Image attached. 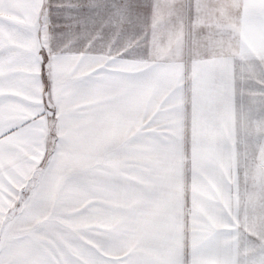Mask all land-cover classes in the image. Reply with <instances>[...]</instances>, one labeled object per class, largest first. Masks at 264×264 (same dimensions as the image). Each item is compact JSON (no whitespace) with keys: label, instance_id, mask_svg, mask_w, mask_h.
<instances>
[{"label":"snow or ice","instance_id":"snow-or-ice-1","mask_svg":"<svg viewBox=\"0 0 264 264\" xmlns=\"http://www.w3.org/2000/svg\"><path fill=\"white\" fill-rule=\"evenodd\" d=\"M0 264H264V0H0Z\"/></svg>","mask_w":264,"mask_h":264}]
</instances>
